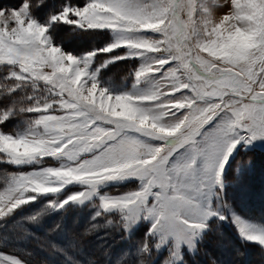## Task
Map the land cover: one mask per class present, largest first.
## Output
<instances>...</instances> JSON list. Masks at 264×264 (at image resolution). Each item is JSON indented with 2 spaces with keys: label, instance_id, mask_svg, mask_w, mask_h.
Here are the masks:
<instances>
[{
  "label": "snow or ice",
  "instance_id": "1",
  "mask_svg": "<svg viewBox=\"0 0 264 264\" xmlns=\"http://www.w3.org/2000/svg\"><path fill=\"white\" fill-rule=\"evenodd\" d=\"M45 7L0 6V165L16 169L0 176V245L18 217L39 225L90 208L89 232L131 238L146 226L120 264L165 252L162 264H187L213 222L264 259V221L239 214L226 183L241 151L264 148V0H59L35 14ZM64 28L109 39L76 52L58 38ZM121 61L134 64L131 85L102 75ZM0 264L26 262L0 251Z\"/></svg>",
  "mask_w": 264,
  "mask_h": 264
},
{
  "label": "rangeland",
  "instance_id": "2",
  "mask_svg": "<svg viewBox=\"0 0 264 264\" xmlns=\"http://www.w3.org/2000/svg\"><path fill=\"white\" fill-rule=\"evenodd\" d=\"M20 2L21 0H0V6H17ZM220 2L223 3V0ZM55 4L46 0V7L43 10L48 12L49 8ZM40 11L41 9L38 11L34 9L35 14L41 17L47 13L43 15ZM222 12L223 9H220L216 14L221 15ZM57 35L69 50L83 52L95 47L81 48L80 39L72 38L75 34H71L67 28L59 31ZM59 35H63L62 38ZM70 41L78 46L72 45ZM105 58V54H102L98 57V63ZM123 62L121 65L117 63L109 66V69L102 73L103 77L116 85L124 83L131 85L130 73L134 67L133 62L127 61L130 64L129 67L125 66V61ZM15 123L13 121L9 124V130ZM249 160L252 161L251 167L243 178L237 180V166L240 164L247 166ZM54 164L55 162H50V166ZM13 171L16 169L12 166L0 165V176ZM226 183L228 184L227 198L234 209L244 217L264 221V148H256L247 153L241 151L232 162L231 168L227 170ZM124 190L126 189H112L113 192ZM41 207H43L42 204H37L35 208L31 205L26 206L22 216L31 215ZM91 215L90 208H73L60 214H49L39 225L21 222L22 217H18L17 224L8 232L10 242L7 245H0V251L15 254L26 264H64V257L53 252L51 248V245L55 244L66 249L77 264H88L89 261L93 264H120L124 254L134 250L137 242L143 238L146 226L141 225L131 238L112 226L89 232L92 223ZM99 222L103 223L102 220ZM57 224L60 225L59 229H56ZM230 230H232L231 234ZM25 231L31 233V238H22ZM234 235L237 236V232L231 224L213 222L212 231L205 236L200 244L201 247L198 246V252L194 256L185 255L187 264H214V262L215 264H264L259 246L249 243L242 247L236 242ZM166 256V252L161 255L153 253L152 261L162 264ZM132 261L133 257L129 256L126 264H132Z\"/></svg>",
  "mask_w": 264,
  "mask_h": 264
},
{
  "label": "trees",
  "instance_id": "3",
  "mask_svg": "<svg viewBox=\"0 0 264 264\" xmlns=\"http://www.w3.org/2000/svg\"><path fill=\"white\" fill-rule=\"evenodd\" d=\"M57 1L50 0L51 4L59 3ZM46 12H47V10H43V9H41V11H40V13L43 14V15ZM59 36H60V38H62L63 35H59ZM72 38L80 39V45H82L81 48H87V47L89 48L91 46H95L96 47L98 45H102V44L106 43L107 40L109 39L108 35H101V34H97V35L75 34ZM70 42L73 43V41H70ZM70 42H69V44H71ZM72 45L78 46L75 43H73ZM125 62H126L125 66L129 67L130 64L127 61H125ZM122 63H124V62L123 61L119 62L120 65ZM132 65L134 66V64H132ZM229 228H231V227H229ZM229 232L231 234L232 230H230ZM234 237L236 239V242L238 244H240V246L245 247L246 244L242 243V241L237 236L234 235ZM200 247H201V245H200Z\"/></svg>",
  "mask_w": 264,
  "mask_h": 264
}]
</instances>
